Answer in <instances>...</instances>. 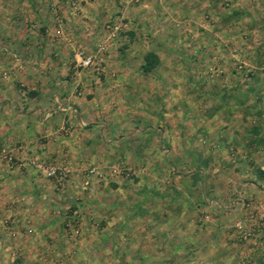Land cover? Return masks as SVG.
Returning a JSON list of instances; mask_svg holds the SVG:
<instances>
[{
	"label": "crops",
	"instance_id": "0c3cea01",
	"mask_svg": "<svg viewBox=\"0 0 264 264\" xmlns=\"http://www.w3.org/2000/svg\"><path fill=\"white\" fill-rule=\"evenodd\" d=\"M116 1H123V8L127 11L128 0H0V264H27L28 257L50 255L51 252L56 257L60 253L61 250L58 253L54 248L61 242L57 232L62 224L60 207L64 191L76 190L79 196L84 194L87 196L86 204L91 208L100 204L99 200L95 203V197L104 204L103 200L111 201L105 196L116 193L105 188V181L96 179L105 177V173L113 168L112 163L123 161V129H141L138 124L132 126L131 116L142 119L146 106L137 102L133 107L130 99L124 100L123 92L135 91L136 95L138 91L144 92L141 90L144 89L146 73L140 69V64L147 47L129 46L127 58L116 55L112 49L101 58L103 74L100 76H85L83 67L72 64L76 57L74 45L92 46L95 43L100 34L97 26L100 21L113 16L105 11ZM167 1L173 6L165 14H181L187 26L185 34L197 35L198 42L205 47L207 36L217 33L219 37L221 35L219 47L231 54L236 49L234 41L240 19L244 21L252 18V14H264V0H226L225 4H221L223 0H163ZM153 7L151 1L137 4L136 14L143 18ZM50 9L58 14H52ZM204 14L210 17L209 20L202 17ZM136 22L142 21L136 19ZM168 25L165 33L170 29ZM134 29L137 37L143 33L137 25ZM227 39L230 41H225ZM138 51L141 52L140 57L134 54ZM157 55L160 59L159 52ZM133 58H139L136 64H133ZM227 61V58L222 60L224 67H228ZM69 65L75 68L69 71ZM160 65L151 70L152 104L147 106L157 126L147 125L141 138H148L149 130L156 131L155 141L160 146L166 145L169 152L175 140L171 116L182 114L185 107L176 110L173 102L176 96L167 94L162 98L166 104L161 108V93L155 88L162 79L154 73L156 68L159 71ZM233 74L231 72L232 89L228 91L222 84L217 93L218 97L228 101L221 109L222 115L248 117L254 107L240 108L238 88L233 89ZM75 89L79 91L75 93ZM187 94L188 89L184 88L179 97L185 99ZM245 130L244 126L239 128V131ZM244 140L249 141V138L243 139V147L247 145ZM143 145L141 143L140 147ZM6 152L13 159L4 157ZM155 154V151L152 155L144 152L139 159L142 162L153 161L159 169L172 161L169 154L157 157ZM233 160L235 166L244 164V168L232 172L231 177H219L223 182L218 188L214 187V193L221 206L218 218L211 220L214 225L193 224V214H190L189 221L185 220L186 215L183 216L184 226H195V230L184 236L197 247L193 255L188 252L191 257L208 259L211 255L219 264L227 261L239 264L237 259H250L257 252L264 257V179L255 176L251 164L253 158L248 150ZM49 163H57L68 171L69 184L65 190L52 187L51 178L43 170ZM90 163L105 166L100 169L104 173L100 172L98 176L87 173L86 164ZM258 167L264 168L263 165ZM82 172L92 178L83 190ZM159 173V170H140L136 174L135 203L140 204L144 211L159 209L165 196L168 202L171 198L176 199L174 182L168 181L166 186ZM194 175L193 184L198 190L201 174ZM114 188L117 189L118 185ZM195 207L196 204L193 206L187 202L184 211H194L195 216ZM229 217H232L230 226ZM236 222H242L251 229V234L244 240L234 227ZM210 244L219 246L213 247L217 249L212 252ZM5 259L9 261L4 263Z\"/></svg>",
	"mask_w": 264,
	"mask_h": 264
},
{
	"label": "rangeland",
	"instance_id": "374dc122",
	"mask_svg": "<svg viewBox=\"0 0 264 264\" xmlns=\"http://www.w3.org/2000/svg\"><path fill=\"white\" fill-rule=\"evenodd\" d=\"M145 1H151V5L154 7L149 14H144L141 19L136 14L135 6ZM167 2H163V0H128L127 11L123 8V1L111 3L109 10L105 13L109 12L113 16H106L107 19L100 21V25L97 26L100 28V34L95 43L93 44V40L92 46L74 45L73 53L75 54L78 48L91 50L95 53L94 61L96 63L83 67L85 76L90 77V75L100 76L103 74L101 58L112 49L115 50L116 55L123 58H127L126 52L129 51V46L131 48L147 47L146 50L152 49L155 52L157 50L156 54L159 52L160 55L157 64L161 63V65L159 71L157 68L154 69V73L158 74L162 81L155 89L161 93V108L166 104L165 99L162 98L167 94L176 96V99H173L176 110L185 107L182 114L171 116L172 126L175 129L173 145L170 146L168 152L166 145L157 144L156 137H154L156 131L149 130L148 138H141L147 130L143 131V128L147 125L157 126L151 119V111L147 109V106L150 107L152 104L150 94L153 89L151 82L153 71L144 72L146 73L142 87L144 89L141 90L144 92L138 91V95L134 94L135 91L133 93H131L132 91L123 92L124 100L130 99L133 107L137 102L146 106L142 119L138 117L137 120L135 115L131 116L132 126L138 124L141 129L128 131L123 129V161H115L111 164L114 165L113 168L105 173V177L96 179L105 181V188L109 192L116 193L105 196L111 201L103 200L104 204L101 199L95 197V203L100 201V204H95L91 208L86 204L87 196L84 194L79 196L75 192L76 190L74 192L64 191L65 195L61 199L60 207L62 224L57 232L61 242L57 248H54L58 253L61 250L60 253L56 257H53L55 256L54 252H51L50 255L41 256L38 254V257H28L27 264H219L211 255L208 259L189 256L188 252L193 255L197 251V247L184 236L195 230L194 223L214 225L211 220L218 218V209L221 206L220 199L215 196L214 187L218 188L219 184L223 182L220 176L229 177L232 172H237L244 165L236 164L235 166V160H233L235 156L248 150L253 158V163H251L253 168L259 165L264 166V14L262 16L252 14V18L244 21L240 19L237 24L238 33L234 41L236 49L231 54L226 49V51L221 50L219 47L221 35L219 37L217 33L207 36V46L205 47L198 42L197 35L185 34L187 26L183 21V16L171 14L170 16H173L171 18L169 14H165L173 6L171 2ZM225 2L226 0H223L221 4H225ZM51 12L58 14L56 10H51ZM202 17L208 20L210 18L205 14ZM136 19H140L142 22L137 23ZM167 22L170 29L167 31L168 33H165ZM209 24H212V20L209 21ZM216 24L217 22L214 27ZM136 25L138 28L140 27L141 31L143 30V33L138 37L134 34ZM189 32L191 33V31ZM101 40H105L107 45L102 51L96 52L97 43ZM225 41L229 42L230 40ZM134 54L137 57L141 56L140 51L134 52ZM112 58L114 57L112 56ZM225 58L228 60L226 62L228 67H224L225 63L222 65V60ZM138 60L139 58H133V64H136ZM74 63L76 67H82L76 63V57L72 60V64ZM73 68H75L74 65H69L68 70H73ZM231 72L234 73L232 75V80L235 82L233 89L238 88L239 91L240 108L247 105L254 107L253 113H250L248 117H243V115L223 117L222 115L221 109L225 108L224 104L228 101L226 98L218 97L217 93L222 84L224 89L228 91L232 89ZM19 86L23 87V85ZM184 88L188 89L185 99L179 97ZM77 91L79 90H74L75 93ZM139 120L142 121L139 122ZM241 126H244L246 130L239 131ZM247 137L249 141L244 140L247 145L243 147L241 142ZM141 143H144L142 148L140 147ZM153 151H155L156 157L159 154L162 156L169 154L172 161L163 164V168L159 169L153 161L142 162L139 159L144 152L152 155ZM4 157L8 160L13 159L9 152H6ZM47 166H53L56 174L61 175L59 180L55 176H49L52 187L65 190L66 184H69L68 171L57 163H49ZM47 166L43 167V170ZM89 168H93V170L87 173L98 176L97 174L100 172L104 173L100 169L105 166L95 163L86 164V171ZM140 170H159V176L162 177L166 186L168 181L174 182L176 199L171 198L168 202L167 196H165L156 211H144L140 204L136 205L135 192L138 186V175L136 174ZM84 173L82 172L83 176L80 179L84 184V187H81L82 190L92 179L85 176ZM199 173L202 181L200 182L198 179L199 189L197 190L193 184L196 178L193 176ZM116 185H118L117 189L114 188ZM110 188H114V190H109ZM189 188H192V191L189 192ZM106 202L114 204L107 206ZM187 202L193 206L196 204L198 207L197 209L195 207L197 213L195 216L194 211H187L188 209L186 212L184 211ZM193 208L191 207V209ZM190 214H193L192 227L184 226L183 216L186 215L185 220L189 221ZM231 218L229 217V226ZM47 237L52 238L51 236ZM241 239L244 240V238ZM186 241L187 243L184 244ZM216 246L219 245L210 244L212 252L217 249H213ZM260 253L257 252L247 260L241 258L237 260L239 264H264V257L260 256ZM175 256H177L176 259ZM8 261V259L3 260L4 263ZM224 264H232V262L227 261Z\"/></svg>",
	"mask_w": 264,
	"mask_h": 264
},
{
	"label": "built area",
	"instance_id": "2783aa9c",
	"mask_svg": "<svg viewBox=\"0 0 264 264\" xmlns=\"http://www.w3.org/2000/svg\"><path fill=\"white\" fill-rule=\"evenodd\" d=\"M107 45V42L105 40H101L97 43V46L95 48L96 52H100L103 49H105ZM76 63L82 67H87V66H91L94 65V63H96L94 61V56L95 53L91 50L87 51L83 48H78L76 50ZM45 174L48 176H55L57 180L60 179L61 175H57L56 174V170L53 166H47L45 169ZM93 168H89L88 171H92ZM235 229L237 230L238 235L240 236V238H246L251 234V229L244 225L242 222H236L234 224Z\"/></svg>",
	"mask_w": 264,
	"mask_h": 264
},
{
	"label": "trees",
	"instance_id": "16d2710c",
	"mask_svg": "<svg viewBox=\"0 0 264 264\" xmlns=\"http://www.w3.org/2000/svg\"><path fill=\"white\" fill-rule=\"evenodd\" d=\"M143 62L140 64V69L143 72L151 71L158 63V55L152 49H148L143 54ZM254 174L256 177L264 179V168L255 167Z\"/></svg>",
	"mask_w": 264,
	"mask_h": 264
}]
</instances>
